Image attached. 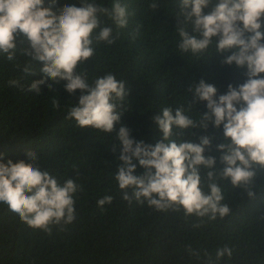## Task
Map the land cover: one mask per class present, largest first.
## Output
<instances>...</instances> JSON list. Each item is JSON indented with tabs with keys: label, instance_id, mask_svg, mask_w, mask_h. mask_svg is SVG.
<instances>
[{
	"label": "trees",
	"instance_id": "1",
	"mask_svg": "<svg viewBox=\"0 0 264 264\" xmlns=\"http://www.w3.org/2000/svg\"><path fill=\"white\" fill-rule=\"evenodd\" d=\"M127 5L128 24L119 30V38L112 45L96 44L95 55L77 69L87 71L89 82L111 72L126 82L124 111L112 133H103L90 126L80 128L74 120L65 119L67 108L78 100L79 90L69 94L65 81L47 80L41 92L27 91L32 80L42 73L26 75L24 57L16 60L0 57V160L28 162L26 150L37 153V164L63 183L71 178L83 186L75 199V219L63 227L53 226L51 234L34 230L22 222L18 214L0 204V264H207L205 253L212 255L225 245L233 249L218 264H264V168L256 169L254 197L240 188L220 182L224 200L231 212L200 227H193L198 218H185L183 211H156L154 208L131 205L123 201L114 172L119 165L121 143L116 133L121 126L130 129L131 137L155 144L162 132L153 117L162 115L161 109L183 107L186 114L198 119L207 111L206 102L193 100L194 88L201 79L215 85L217 96L245 79L243 69L221 61L231 52L216 53L214 44L202 56L181 53L176 31L182 0H120ZM157 3L156 9L150 4ZM216 0H213L215 3ZM111 8L113 0H97ZM65 4L80 6V0H44L45 7L57 10ZM211 5L203 11L208 13ZM104 24L112 25L107 17ZM139 31L137 32V26ZM115 27L114 25H112ZM191 31V26H188ZM261 31H264L262 26ZM23 46L18 41V47ZM19 61V66H17ZM38 70L41 63L31 65ZM16 79L20 87L8 81ZM52 84L49 89L47 84ZM60 100V109L53 108L52 99ZM182 135L173 126L171 139L176 142L192 140L199 143L201 135L214 137L213 150L206 155L219 156L215 145L221 142L222 126L211 125L207 131L194 130ZM115 149V151H113ZM137 163L136 174L143 168ZM73 165L78 169H73ZM105 195L113 196L111 205L98 207ZM188 246L199 257L188 251Z\"/></svg>",
	"mask_w": 264,
	"mask_h": 264
},
{
	"label": "clouds",
	"instance_id": "2",
	"mask_svg": "<svg viewBox=\"0 0 264 264\" xmlns=\"http://www.w3.org/2000/svg\"><path fill=\"white\" fill-rule=\"evenodd\" d=\"M210 5L211 10L205 14L203 10ZM157 6L155 2L150 4L153 9ZM128 15L127 5L120 0H113L111 8L97 0H80V6L65 4L55 11L45 7L44 0H0V57L14 61L19 53L26 58V75L42 73L28 85L29 92L39 94L48 79L65 81L63 86L69 94L79 90L78 100L67 108L65 119L74 120L80 128L90 126L112 133L125 109L126 82L111 72L89 82L87 71L77 69L94 57V45L115 43L119 30L128 24ZM180 16L183 19L178 21L176 31L182 54L199 57L214 44L216 53L231 52L221 63H234L244 70L245 79L235 87L228 84L227 91L218 96L215 85L201 79L189 88L193 100L188 110L195 102H206L207 111L193 119L183 105L175 108V114L171 107L162 108V115L153 117L162 132L154 145L135 140L130 129L121 126L116 133L121 149L114 180L122 200L129 205L135 201L156 211H183L185 218H198L193 227H200L231 212L229 205L222 203L220 182L227 181L232 188L254 197L256 169L264 168V0H182ZM102 17L110 19L115 27L104 24ZM18 41L23 46L18 47ZM33 63L42 67L36 70L31 67ZM8 83L24 90L16 79ZM52 105L59 110L60 100L53 98ZM209 125L215 129L222 126L221 142L214 149L219 156L205 154L213 150L212 136L201 135L199 143L171 139L173 126L180 135L187 131L194 136V130L207 131ZM26 156L28 162L0 160V204L7 205L34 230L49 234L53 226L63 230L75 219V197L83 186L71 178L61 183L41 169L35 151L26 150ZM134 160L143 168L141 174H136ZM73 169L78 175L75 165ZM112 201L113 196L105 195L97 205L103 208ZM188 251L199 257L191 246ZM225 254L231 258L233 249L227 245L217 249L215 259L205 253L207 264H218Z\"/></svg>",
	"mask_w": 264,
	"mask_h": 264
}]
</instances>
